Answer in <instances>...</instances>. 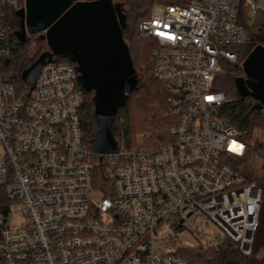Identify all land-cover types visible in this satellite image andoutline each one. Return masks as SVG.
<instances>
[{
	"label": "built area",
	"instance_id": "2783aa9c",
	"mask_svg": "<svg viewBox=\"0 0 264 264\" xmlns=\"http://www.w3.org/2000/svg\"><path fill=\"white\" fill-rule=\"evenodd\" d=\"M26 1L0 0V183L24 218L20 227L4 219L0 264H191L184 252L218 251L225 239L252 256L263 191L233 166L248 148L219 118L231 100L215 82L264 0L155 4L138 31L156 42L150 61L168 94L171 141L103 156L84 144L75 65L46 64L29 97L3 81L7 11ZM98 158L109 196L94 186Z\"/></svg>",
	"mask_w": 264,
	"mask_h": 264
},
{
	"label": "trees",
	"instance_id": "16d2710c",
	"mask_svg": "<svg viewBox=\"0 0 264 264\" xmlns=\"http://www.w3.org/2000/svg\"><path fill=\"white\" fill-rule=\"evenodd\" d=\"M116 3L122 5L124 15L127 18L129 31L124 33V39L128 44L133 66L136 70L138 89L129 97L126 106L119 111L113 125V134L119 149L127 153L140 150L134 149L136 146L135 136L138 133L148 134L149 148L146 149L152 150L160 145L170 143L169 132L173 122L170 118L167 91L164 85L155 79L150 61L151 51L156 47V42L153 39L141 37L138 28L142 21L149 18L151 9L155 4L175 5L178 0H119ZM15 20L14 14V19L9 25L11 32L7 37L12 43L11 54L9 58L1 62V72L3 81L11 84L17 95L29 97L32 88L25 84L22 75L43 53L48 52L49 48L41 34L27 37L26 42L21 43L16 34L20 26ZM247 31L249 34L248 41L241 46L231 48L237 54V61L225 63L222 74L216 79L215 87L231 100L220 110L219 118L241 132L242 139L248 148L246 156L233 162V166L248 181H251V176L241 167L249 152H257V149L251 148L249 144L253 141L255 124L263 120H261L260 104L257 101L250 97L244 100L238 97L235 80L244 76L242 65L251 52L259 46H264V14H260L257 23L248 26ZM31 48L35 50L34 56L29 55ZM52 62L70 64L67 60L58 57H53ZM93 98L94 93L84 95V107L81 112L83 140L89 150H92V144L99 130L94 118ZM95 163V189L104 196H109L110 193L107 189H111V182L107 180L105 162L98 158L95 159ZM12 206L13 202L8 197L6 185L0 183V219L10 217ZM263 221L264 209L262 205L260 231L257 236L261 233ZM183 256L191 264H264V243H262L261 249H257L254 241L253 254L250 257L244 256L239 250L238 244L229 239L222 241L218 251L211 249L186 251Z\"/></svg>",
	"mask_w": 264,
	"mask_h": 264
},
{
	"label": "water",
	"instance_id": "95a60500",
	"mask_svg": "<svg viewBox=\"0 0 264 264\" xmlns=\"http://www.w3.org/2000/svg\"><path fill=\"white\" fill-rule=\"evenodd\" d=\"M16 16L21 19V31L17 33L21 43L41 34L49 48L23 73L25 84L33 90L42 68L53 57L75 65L80 91L84 95L94 93V118L99 130L92 153H118L113 125L138 89L124 39L129 29L122 5L113 0H27L26 9ZM242 69L244 76L235 80L237 95L241 100L250 97L257 101L264 120V46L251 52ZM5 223L0 219V228Z\"/></svg>",
	"mask_w": 264,
	"mask_h": 264
},
{
	"label": "rangeland",
	"instance_id": "374dc122",
	"mask_svg": "<svg viewBox=\"0 0 264 264\" xmlns=\"http://www.w3.org/2000/svg\"><path fill=\"white\" fill-rule=\"evenodd\" d=\"M113 1L114 3H116L119 0H113ZM13 19H14L13 12L8 10L6 24L10 25L11 24L10 22ZM29 55L30 56L35 55L34 48H31L29 50ZM224 65L225 63L223 64V68ZM148 137H149L148 134L138 133L135 136L136 146L134 147V149L149 148L147 141ZM249 146H251V148H256L257 152L256 153L249 152L248 157L241 168L251 176L252 179L250 182L256 183V185L262 189L264 196V120L262 122H257L255 124L253 128V141L250 142ZM99 197L102 198V195L99 194ZM262 205L264 209V198L262 201ZM10 223L11 226L20 227L21 225L24 224V218L16 210L12 209L10 215ZM262 223L263 226L260 235L257 236V233L260 231L259 228L256 233L257 237L255 236V243L257 249L259 248L261 249L262 243H264V221ZM208 230L212 232L215 231L216 229L214 226H210V229Z\"/></svg>",
	"mask_w": 264,
	"mask_h": 264
},
{
	"label": "flooded vegetation",
	"instance_id": "af4514ba",
	"mask_svg": "<svg viewBox=\"0 0 264 264\" xmlns=\"http://www.w3.org/2000/svg\"><path fill=\"white\" fill-rule=\"evenodd\" d=\"M15 21H17L18 23H19V26H20V29L16 32V34L19 32V31H21V19L19 18V17H17L16 15H15Z\"/></svg>",
	"mask_w": 264,
	"mask_h": 264
}]
</instances>
